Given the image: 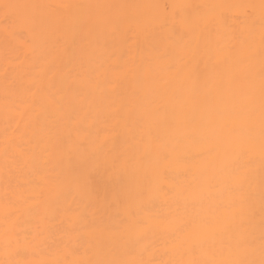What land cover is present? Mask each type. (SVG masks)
Segmentation results:
<instances>
[{
    "label": "bare ground",
    "instance_id": "6f19581e",
    "mask_svg": "<svg viewBox=\"0 0 264 264\" xmlns=\"http://www.w3.org/2000/svg\"><path fill=\"white\" fill-rule=\"evenodd\" d=\"M9 1L0 264H264V0Z\"/></svg>",
    "mask_w": 264,
    "mask_h": 264
},
{
    "label": "rangeland",
    "instance_id": "374dc122",
    "mask_svg": "<svg viewBox=\"0 0 264 264\" xmlns=\"http://www.w3.org/2000/svg\"><path fill=\"white\" fill-rule=\"evenodd\" d=\"M24 2H21V3H19V4H16V3H14V4H11L10 3V1H9V4H11V6L10 5H8V8H6V10L4 11V13H5V15H7L6 13H8L9 14V16H10V14H14V13H16L17 12V14L19 13V12H21V11H19V8L21 7V10L23 11V14L24 13H27V12H25V11H28V8H30L29 6H31L36 0H23ZM23 3V4H22ZM23 5V6H21V5ZM17 5H19V6H17ZM24 5L27 7H24ZM10 6V7H9ZM25 8V9H22V8ZM104 9V7L103 6H95V8H94V10H96V12H100V11H102ZM242 9V7H241V5L240 4H237V5H234L233 7H232V10H231V13H232V15L233 16H235L236 15V12H239L240 10ZM90 10H91V8H90ZM105 10H106V8H105ZM19 11V12H18ZM136 12H137V14H138V11L136 10ZM1 14H3V13H0V16H1ZM4 15V14H3ZM8 16V15H7ZM4 18V17H3ZM5 18H6V16H5ZM0 19H2V16L0 17ZM3 20V19H2ZM5 21V20H4ZM2 22V21H1ZM113 22V23H112ZM112 22H109V24L112 26L114 23H116V21H112ZM104 23V22H103ZM103 23H97L96 25H94V27L95 28H92L93 29V31L94 30H96V28H97V30L95 31V32H100V29H101V32L102 31H104L106 28H108V29H110L111 27H110V25H107V23L108 22H106V24L104 23V25L106 26H104L103 25ZM112 23V24H111ZM2 24V23H1ZM117 25V24H116ZM114 26L115 25H113L112 27L114 28ZM105 27V28H104ZM112 29V28H111ZM22 38H24L25 37V35H26V32H25V30H23V29H21V31H20V33H18ZM111 36V35H110ZM113 36H114V34H113ZM112 36V37H113ZM45 54V53H44ZM46 55V54H45ZM64 62V61H63ZM62 62V63H63ZM66 62V61H65ZM64 62V63H65ZM68 62V61H67ZM63 65L64 64H62V67H63ZM66 66V65H65ZM67 66H68V64H67ZM65 67H63V69H64ZM59 74H55L53 77H54V79H53V77H52V79L53 80H58V79H60V76H61V74L59 75V78L57 77ZM65 76V75H64ZM65 78H66V76H65ZM61 80V79H60ZM66 80V79H65ZM51 81V80H50ZM52 82V81H51ZM63 83H65L64 81H63ZM62 83V84H63ZM54 84V83H53ZM58 85V84H57ZM64 85V84H63ZM56 87V86H55ZM59 87V86H58ZM70 105V104H69ZM68 105V107H70ZM98 200H100V198H98ZM100 202V201H99ZM96 204H98V203H96ZM97 206V205H96Z\"/></svg>",
    "mask_w": 264,
    "mask_h": 264
}]
</instances>
